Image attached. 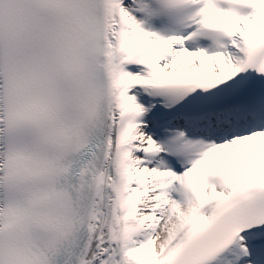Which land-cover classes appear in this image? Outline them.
<instances>
[{
    "label": "snow or ice",
    "instance_id": "1",
    "mask_svg": "<svg viewBox=\"0 0 264 264\" xmlns=\"http://www.w3.org/2000/svg\"><path fill=\"white\" fill-rule=\"evenodd\" d=\"M0 264H264V0H0Z\"/></svg>",
    "mask_w": 264,
    "mask_h": 264
}]
</instances>
